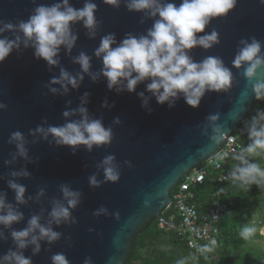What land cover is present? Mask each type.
<instances>
[{
    "label": "water",
    "instance_id": "95a60500",
    "mask_svg": "<svg viewBox=\"0 0 264 264\" xmlns=\"http://www.w3.org/2000/svg\"><path fill=\"white\" fill-rule=\"evenodd\" d=\"M60 0H0V20H27L38 5L51 6ZM97 5L95 16L99 25L96 35L90 37L82 22L72 25L77 39L71 51L61 46L58 53L59 65L50 67L43 59L34 56V49L13 50L0 63V102L7 105L0 110V193L5 194L7 203L13 204L23 219L9 228L0 225L4 238L0 239V257L9 250H17L11 232L27 226L33 215H40L41 224H47L52 201L62 199L60 186L68 184L73 190L82 193L80 204L72 211L75 224H53L54 231L61 233L59 240L49 244L41 241V250L33 254L29 245L22 250L30 257L32 264H52L51 257L62 252L70 264H83L85 257H91L93 264H124L135 232L151 217H159L162 209L170 204V190L190 169L215 153L223 142V137L236 129L238 123L253 107L254 93L249 80L243 76V66H233V59L240 47L239 41L256 37L264 41V6L258 0H237V5L225 17L211 20L204 32L215 30L219 43L209 49L199 46L188 54L194 62L206 57H219L233 76L227 91H208L196 108L186 105L178 98L173 107L167 103L160 105L146 90L150 81L139 83L135 91L117 92L109 90L106 78L102 75L93 81L89 74H83L77 88L69 86L66 94H53L49 82L58 77L63 68L71 75L81 73L74 58L81 52L89 56L90 73H100L101 58L95 56L100 40L107 34H114L119 44L128 34L139 37L146 35L158 17H148L143 12L129 11L121 0L119 7H112L103 0H91ZM179 5L180 0H165ZM74 8L83 7L85 0H69ZM4 36L12 38V33ZM116 46V45H113ZM264 52V47H262ZM59 88V85H51ZM143 92L149 97L148 108L141 106ZM88 93L87 108L90 118L101 119L103 125L112 128L113 139L110 145L91 152L83 145L73 150L69 146L56 145L53 138L47 140L39 135L29 134L37 126H61L79 114L65 118L63 112L76 109L81 98ZM107 102L108 106H102ZM209 115L218 119L209 122ZM118 118L120 123L114 124ZM219 126L220 133L213 129ZM14 131L24 134L28 159L17 156L12 160L16 148L8 144L9 135ZM222 138L219 142L213 135ZM115 155L120 166L118 182H105L99 187L89 186L88 177L97 175L103 180L102 169L97 165L106 155ZM5 161H11L5 163ZM130 162V166L125 164ZM26 169L27 177H13V171ZM25 186L26 203L17 204L15 193L8 187V181ZM43 189L44 194L38 197ZM103 206L107 214L94 216ZM118 214V218L116 215ZM91 229V231H90Z\"/></svg>",
    "mask_w": 264,
    "mask_h": 264
},
{
    "label": "clouds",
    "instance_id": "9594fccd",
    "mask_svg": "<svg viewBox=\"0 0 264 264\" xmlns=\"http://www.w3.org/2000/svg\"><path fill=\"white\" fill-rule=\"evenodd\" d=\"M103 2L112 7H119L121 0H103ZM258 2L264 6V0ZM236 5L237 0H180L179 5L165 0H127L125 6L129 11L143 12L148 17H158L147 34L139 37L128 34L119 44H116L114 34L103 36L94 53L102 60L103 67L100 73H90L91 58L81 52L74 58V62L80 65L81 73L73 76L61 68L59 76L50 80L49 91L53 94H66L69 86L77 88L83 80L82 73L89 74L93 81L102 75L106 78L108 89L115 88L118 93L125 90L131 93L139 83L148 80L150 82L147 83L146 90L155 97L158 104L167 103L171 108L176 100L182 97L186 105L196 108L206 92L227 91L231 87L233 76L219 57L209 56L200 62H194L188 51L197 46L209 49L219 43V34L215 30L201 36L197 34L204 32L214 18L225 17ZM96 10L97 5L91 0H85L81 8H74L69 0H60L51 6L42 4L36 6L27 20H17L15 23L0 20V63L13 50H19L23 45L24 48H33L34 56L43 59L50 67L59 65L58 53L61 46L71 51L77 39L72 32L74 23L82 22L90 37L96 35L99 25L95 16ZM5 32L12 33V38L4 36ZM239 45L232 61L233 66L237 69L243 66V76L251 82L254 98L257 101L264 100V52H262L264 41L252 36L247 39L242 38ZM51 85H59V88ZM137 95L141 98V106L148 108L149 97L143 92ZM87 96L88 93H85L81 98L79 107L63 112L65 118L79 114L80 119L69 120L61 126L47 128L37 126L34 130H30L29 134L33 137L39 135L44 140L51 136L56 145L69 146L73 150L83 145L91 152L93 146L99 148L110 145L113 139L112 128H106L101 119L89 117L87 108L84 107ZM102 106H108L107 102L105 101ZM6 108L7 105L0 102V110ZM148 111L150 113L151 109L148 108ZM207 119L209 122H214L218 117L209 115ZM262 121H264V111H258L249 127V138L252 142L245 152L253 154L258 150L264 151ZM113 123L119 124L120 121L116 118ZM213 131L220 133L219 126ZM220 138L222 134L220 137L216 135L211 137L217 143ZM7 143L15 145L13 161L17 156L28 159L26 140L22 132H12ZM236 159L245 165L236 168L233 173L236 179L245 183L259 182L257 177L264 179V169L258 164L249 163L243 156H238ZM10 162L5 161L6 164ZM125 164L130 166L128 161H125ZM97 167L102 169L103 180H98L95 173L90 175L88 177L90 187L96 188L105 182H118L120 166L116 163L115 155H106ZM28 175L26 169L11 173L13 177ZM8 187L14 191L17 204L26 203L24 185L9 180ZM60 192L62 199L52 201L47 224L40 223V215H33L24 229L11 232L17 250H9L0 257V264H32L31 258L25 257L22 250L31 245L33 254H37L41 250V241L51 244L60 239L62 234L53 230V224L59 226L76 223L72 211L80 204L82 193L73 190L68 184H62ZM43 194L44 191L41 189L38 197ZM102 214H107V209L103 206L93 213L94 216ZM114 215L118 218V214ZM22 219L23 213L13 204L7 203L5 194L0 193V225L9 228ZM254 231V228L246 227L242 229L241 236L247 239ZM3 238V232H0V239ZM51 260L52 264H70L62 252L54 254ZM83 264H93L91 257H85Z\"/></svg>",
    "mask_w": 264,
    "mask_h": 264
},
{
    "label": "trees",
    "instance_id": "16d2710c",
    "mask_svg": "<svg viewBox=\"0 0 264 264\" xmlns=\"http://www.w3.org/2000/svg\"><path fill=\"white\" fill-rule=\"evenodd\" d=\"M261 106L264 100L254 99L252 111L245 118ZM251 142L248 139L243 146L247 148ZM244 159L264 169V151L258 150ZM243 166L234 157L228 169L234 173L237 167ZM216 177L217 174L209 170L203 183L192 190V203L198 212L215 204L222 213L218 237L215 244L208 247L210 251L204 248L202 256L196 258L175 234L157 230L156 218L151 217L133 235L124 264H264V255L254 246L250 247L252 242L263 239L258 234L257 224H264V179L257 177L259 182L245 183L233 176L232 183L226 184L218 182ZM175 190L176 186L170 190V197ZM257 209L263 210V215L256 222L252 212ZM246 227L255 229L247 239L241 236Z\"/></svg>",
    "mask_w": 264,
    "mask_h": 264
},
{
    "label": "built area",
    "instance_id": "2783aa9c",
    "mask_svg": "<svg viewBox=\"0 0 264 264\" xmlns=\"http://www.w3.org/2000/svg\"><path fill=\"white\" fill-rule=\"evenodd\" d=\"M258 111H264V106ZM257 112H252L249 117L241 119L236 129L223 137V142L215 153L206 157L201 166L190 169L182 176L170 197V204L166 205L156 218L157 230L175 234L185 242L196 258L202 256L204 248L215 244L213 241L216 242L218 237V223L222 213L215 204L203 212H198L192 203L194 197L192 190L203 183L209 170L217 174L218 182L232 183L233 173L228 169V164L234 157L250 156L245 152L243 142L250 139L249 127ZM257 231L259 236L264 237V224L258 223Z\"/></svg>",
    "mask_w": 264,
    "mask_h": 264
},
{
    "label": "rangeland",
    "instance_id": "374dc122",
    "mask_svg": "<svg viewBox=\"0 0 264 264\" xmlns=\"http://www.w3.org/2000/svg\"><path fill=\"white\" fill-rule=\"evenodd\" d=\"M261 215H263V210H261V209L254 210L252 212V216L254 217L256 222H257V220H259ZM256 222L254 223V225L256 224ZM251 246H254L255 248H257L258 252H260L261 254L264 255V237L262 240H257V241L252 242L250 244V247Z\"/></svg>",
    "mask_w": 264,
    "mask_h": 264
}]
</instances>
